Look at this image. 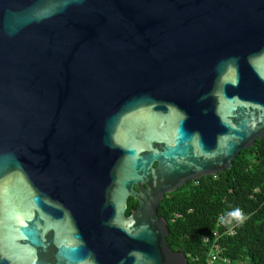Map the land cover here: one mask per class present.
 Returning a JSON list of instances; mask_svg holds the SVG:
<instances>
[{"label": "water", "instance_id": "1", "mask_svg": "<svg viewBox=\"0 0 264 264\" xmlns=\"http://www.w3.org/2000/svg\"><path fill=\"white\" fill-rule=\"evenodd\" d=\"M262 137L264 0H0V264H189L161 202Z\"/></svg>", "mask_w": 264, "mask_h": 264}, {"label": "trees", "instance_id": "2", "mask_svg": "<svg viewBox=\"0 0 264 264\" xmlns=\"http://www.w3.org/2000/svg\"><path fill=\"white\" fill-rule=\"evenodd\" d=\"M130 198L127 215L135 207ZM236 208L249 218L220 228L222 256L228 264H264V137L243 149L231 165L217 175L203 176L166 194L159 213L168 221V245L188 256L189 264H209L210 248L202 242L216 228L221 215ZM179 213V217H174ZM174 218V219H173Z\"/></svg>", "mask_w": 264, "mask_h": 264}, {"label": "built area", "instance_id": "3", "mask_svg": "<svg viewBox=\"0 0 264 264\" xmlns=\"http://www.w3.org/2000/svg\"><path fill=\"white\" fill-rule=\"evenodd\" d=\"M174 217H179L180 214L179 213H175L173 215ZM222 217H225L223 215H221L218 219V223H217V228L208 235H205L202 238V242L206 245L209 246L210 251H209V255H208V263L209 264H228L229 260L226 257H223L221 254L223 252V247L221 245L220 239H221V232H220V228L223 226L222 223H220V219ZM174 219V218H173ZM233 223V221H232ZM231 223V224H232ZM229 224V225H231ZM229 225L225 226V233H228L230 235L234 234V229L229 228Z\"/></svg>", "mask_w": 264, "mask_h": 264}, {"label": "clouds", "instance_id": "4", "mask_svg": "<svg viewBox=\"0 0 264 264\" xmlns=\"http://www.w3.org/2000/svg\"><path fill=\"white\" fill-rule=\"evenodd\" d=\"M249 217L245 215L242 209L236 208L231 212H228L225 217L220 219V223L224 224L225 226L235 221L238 225H242Z\"/></svg>", "mask_w": 264, "mask_h": 264}, {"label": "flooded vegetation", "instance_id": "5", "mask_svg": "<svg viewBox=\"0 0 264 264\" xmlns=\"http://www.w3.org/2000/svg\"><path fill=\"white\" fill-rule=\"evenodd\" d=\"M131 198V197H130ZM130 198H129V200H128V205H127V208H129V203H130ZM134 198V197H133ZM135 203H136V205H135V207H132L131 208V211H130V213L132 212V210H134L136 207H137V205H138V202H137V200L135 199ZM130 215V214H129Z\"/></svg>", "mask_w": 264, "mask_h": 264}]
</instances>
